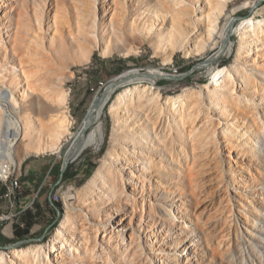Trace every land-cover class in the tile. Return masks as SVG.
<instances>
[{"label":"rangeland","instance_id":"374dc122","mask_svg":"<svg viewBox=\"0 0 264 264\" xmlns=\"http://www.w3.org/2000/svg\"><path fill=\"white\" fill-rule=\"evenodd\" d=\"M250 18L264 29V0H0V135L5 112L34 130L16 166L0 162L59 205L26 239H0V264H264V31L245 30L250 52L235 33ZM134 70L159 77L112 93L87 129L101 124V147L68 158L61 181L94 100Z\"/></svg>","mask_w":264,"mask_h":264},{"label":"bare ground","instance_id":"6f19581e","mask_svg":"<svg viewBox=\"0 0 264 264\" xmlns=\"http://www.w3.org/2000/svg\"><path fill=\"white\" fill-rule=\"evenodd\" d=\"M263 22L262 21H255V19L250 18L247 21H243L242 23H240L236 28H235V33L238 35V43H239V49L240 48H244V50H246L247 52H250L251 46L248 44V40H247V35H245V30H247L249 27L252 28L253 32H259V31H264L263 29ZM217 31V22L214 23L213 25V32L215 33ZM232 32V27L230 24H226V26L224 27V29L222 30L221 34L223 35L222 37V52L227 51L230 49V45H229V40H230V33ZM249 55V54H248ZM247 55V56H248ZM250 56V55H249ZM256 57H253V59H255ZM251 60V56L248 58ZM237 68V67H236ZM235 69V68H232ZM243 73L245 75H247L248 77H252L253 76V71L251 68L247 69L246 67L243 69ZM143 75V74H142ZM138 73V71H130L127 72L121 76H119L118 78L113 80V83L116 86H121L123 84H126L128 82H130L131 80H133L135 77L139 76L140 79L141 78H146V77H157L159 75V72L157 70H150L148 71L147 74H145L144 76H142ZM159 77V76H158ZM212 79H214L219 82V85L222 88L227 87L228 85L234 86L235 83V78L234 76H232L231 72L228 74H224V71L219 70L218 72H215L212 75ZM213 81V80H212ZM114 89L110 88L106 95L105 98H103V100L101 102H97V100H94L95 102L93 103L92 108L90 109L91 112L90 114L85 118L84 120V125L81 128V137L78 138L77 143L74 145V147L72 148V150L70 151L69 157L66 158H70L73 155H78L82 150H84L85 148L88 147H95V148H100L103 142V130H102V126L99 123L98 125H96V127L92 128L90 131L87 132V129L89 127H93V125L99 121L102 112L104 110L105 105L107 104V102L109 101L112 93H113ZM11 98H13V95L11 93L10 90L1 87V101L4 102H9V100H11ZM99 97H97L98 99ZM1 135H0V161H5L9 164H12L13 166L15 165V160H14V156H13V149L14 147L20 142V141H24L25 138L28 137L29 135V131L31 133L34 134V130L33 128L28 126H25L24 128V133H23V127L21 126V124L18 122V120L16 119V117L11 114V113H6L2 116V121H1ZM69 132V128L67 126H64L61 133H60V138L63 137L66 133ZM23 139H22V138ZM132 161H128V162H124L122 161L121 166L122 168H124V172H128V174H130V176L133 177V173L136 172L135 170V166L133 163H131ZM13 166H8L7 164H2L0 162V174L1 176H5V174H8L10 169ZM113 207V206H110ZM119 224L115 223L113 228H118ZM120 228V226H119ZM60 250V249H59Z\"/></svg>","mask_w":264,"mask_h":264},{"label":"crops","instance_id":"0c3cea01","mask_svg":"<svg viewBox=\"0 0 264 264\" xmlns=\"http://www.w3.org/2000/svg\"><path fill=\"white\" fill-rule=\"evenodd\" d=\"M39 163V162H38ZM56 163H52V166ZM36 165H31L27 168L31 171ZM23 187L27 190L25 193L18 192V196L14 195L5 198L6 187L1 186L0 183V211L1 213L8 214L11 220L0 223V239L2 242L8 243L13 239L21 240L17 237L15 231H24L23 239L33 233L34 228L38 224L37 220L41 217H46L48 213H54L56 207L53 201V190L44 186L43 182L38 183L33 181L32 177L24 179ZM36 206V210L33 206ZM32 217L33 222L30 227L26 226V220ZM22 239V240H23Z\"/></svg>","mask_w":264,"mask_h":264},{"label":"built area","instance_id":"2783aa9c","mask_svg":"<svg viewBox=\"0 0 264 264\" xmlns=\"http://www.w3.org/2000/svg\"><path fill=\"white\" fill-rule=\"evenodd\" d=\"M1 182L6 187V193L4 195L5 198H9V197H12V196L18 194V192L20 190V183H19L18 179L14 178V176L12 175L11 169H10L8 174H5V176H3V175L1 176V174H0V183ZM11 217L12 216L5 214V213H1V211H0V223L11 220Z\"/></svg>","mask_w":264,"mask_h":264},{"label":"trees","instance_id":"16d2710c","mask_svg":"<svg viewBox=\"0 0 264 264\" xmlns=\"http://www.w3.org/2000/svg\"><path fill=\"white\" fill-rule=\"evenodd\" d=\"M74 176V173L72 171H70L68 168H66V170L63 172V174L61 175V181H65V180H69ZM54 206L57 208L59 205L57 203L54 202ZM33 222L32 217H29L26 220V226L30 227L31 223ZM16 235L18 238H20L21 240L23 239V233L24 231H19L18 229H16L15 231Z\"/></svg>","mask_w":264,"mask_h":264},{"label":"water","instance_id":"95a60500","mask_svg":"<svg viewBox=\"0 0 264 264\" xmlns=\"http://www.w3.org/2000/svg\"><path fill=\"white\" fill-rule=\"evenodd\" d=\"M118 87H120V85H119V86H116V85L113 83V80L110 81V82L106 85V87L104 88V91H103L102 95H101L98 99H96L97 102L99 103V102H101V101L103 100V98H105V95H106L107 91H108L110 88H113L114 91H115ZM114 91H113V92H114ZM90 112H91V110H89L88 115L90 114ZM69 162H70L69 159L65 157V158H64V162H63V172H64V170H66V168H67ZM63 172H62V174H63ZM15 245H17V243L12 244L10 247H13V246H15Z\"/></svg>","mask_w":264,"mask_h":264}]
</instances>
